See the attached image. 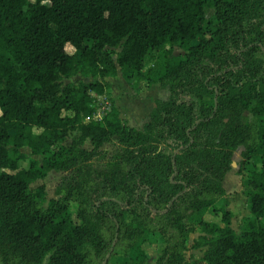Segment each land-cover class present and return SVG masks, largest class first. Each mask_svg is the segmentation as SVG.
Listing matches in <instances>:
<instances>
[{
    "label": "trees",
    "instance_id": "16d2710c",
    "mask_svg": "<svg viewBox=\"0 0 264 264\" xmlns=\"http://www.w3.org/2000/svg\"><path fill=\"white\" fill-rule=\"evenodd\" d=\"M256 50L264 51V0H0V264H103L111 251L150 264L142 245L154 234L166 243L154 264H183L192 232L206 264H264ZM118 72L169 91L140 129L114 106L93 119L107 82H60ZM113 141L118 151L105 156ZM23 147L40 160L19 169ZM239 147L251 163L242 182L250 215L237 234L229 211L220 224L204 215L224 195ZM51 170L66 175L46 200L43 185H30Z\"/></svg>",
    "mask_w": 264,
    "mask_h": 264
},
{
    "label": "rangeland",
    "instance_id": "374dc122",
    "mask_svg": "<svg viewBox=\"0 0 264 264\" xmlns=\"http://www.w3.org/2000/svg\"><path fill=\"white\" fill-rule=\"evenodd\" d=\"M212 13V9H206L207 17H210ZM65 50L69 54L78 55V52H76L69 44H66ZM184 53L185 52L179 48H175L173 51L174 55H183ZM254 55L264 60V51L256 50ZM156 56V52H152L147 56L143 65V70L150 68L154 64ZM79 81H103L108 83L105 92L96 98V118L103 116L114 106L118 109L119 117L125 124L138 129L149 120L153 110L154 101L156 99L167 100L169 97V91L166 88H162L159 83L147 82L145 79L136 78L126 81L122 78L119 72L115 77L103 78L82 77L80 74H76L71 77H62L60 82L62 85H65L67 83H77ZM181 97L182 100L193 101L192 95H181ZM204 100L211 104L212 96H205ZM74 134L75 132L63 141L65 146L68 147L71 144L72 136ZM83 148L87 150L91 149V144L88 140L83 144ZM20 151L26 155V159L19 163V169L26 168L30 158L40 160V156H31L30 150L26 147L21 148ZM117 151L118 144L115 141L106 143L102 146V152L105 156H110ZM241 151L242 147H239L233 153L232 167L230 171L226 173L222 182L224 195L218 199L215 209H209L204 215L205 220L220 224L221 211H229L232 215L231 227L237 234L240 233L242 220L250 215L247 200L242 193V182L246 177L248 170L251 168V163L242 162L240 156ZM0 171L2 170L0 169ZM65 175L66 172L64 171L51 170L45 178L35 181L30 187L36 188L39 185H43L45 187L46 200L55 198L56 188ZM69 210L74 220H76L77 204L72 202ZM199 235L200 233L198 232H192L189 234L184 250L183 264H206L204 253L207 247L197 243ZM165 245L166 243L163 238L158 234L151 235L149 242L142 245L150 264L155 263ZM105 260L107 264H129V258L120 252L115 253L114 251H111L108 254V258H105L104 261Z\"/></svg>",
    "mask_w": 264,
    "mask_h": 264
},
{
    "label": "built area",
    "instance_id": "2783aa9c",
    "mask_svg": "<svg viewBox=\"0 0 264 264\" xmlns=\"http://www.w3.org/2000/svg\"><path fill=\"white\" fill-rule=\"evenodd\" d=\"M96 116H97V112H96V114L94 115L93 119H100V118L102 117V116H99L98 118H96ZM87 119H89V117H88Z\"/></svg>",
    "mask_w": 264,
    "mask_h": 264
},
{
    "label": "water",
    "instance_id": "95a60500",
    "mask_svg": "<svg viewBox=\"0 0 264 264\" xmlns=\"http://www.w3.org/2000/svg\"><path fill=\"white\" fill-rule=\"evenodd\" d=\"M108 257V256H107ZM106 263V260L103 262V264H105Z\"/></svg>",
    "mask_w": 264,
    "mask_h": 264
}]
</instances>
